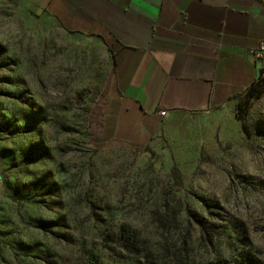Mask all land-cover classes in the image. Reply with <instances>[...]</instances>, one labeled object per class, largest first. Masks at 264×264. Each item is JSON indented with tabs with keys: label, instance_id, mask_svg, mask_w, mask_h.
I'll list each match as a JSON object with an SVG mask.
<instances>
[{
	"label": "rangeland",
	"instance_id": "1",
	"mask_svg": "<svg viewBox=\"0 0 264 264\" xmlns=\"http://www.w3.org/2000/svg\"><path fill=\"white\" fill-rule=\"evenodd\" d=\"M114 60L0 0V264H264V74L115 136Z\"/></svg>",
	"mask_w": 264,
	"mask_h": 264
},
{
	"label": "crops",
	"instance_id": "2",
	"mask_svg": "<svg viewBox=\"0 0 264 264\" xmlns=\"http://www.w3.org/2000/svg\"><path fill=\"white\" fill-rule=\"evenodd\" d=\"M18 1L112 50L122 142L157 134L160 110L227 107L264 74L251 54L264 41V0Z\"/></svg>",
	"mask_w": 264,
	"mask_h": 264
},
{
	"label": "built area",
	"instance_id": "3",
	"mask_svg": "<svg viewBox=\"0 0 264 264\" xmlns=\"http://www.w3.org/2000/svg\"><path fill=\"white\" fill-rule=\"evenodd\" d=\"M251 54L254 56L255 59L259 60L264 66V41L260 42L257 48L251 50ZM159 115L165 118L169 115V113L166 110H160Z\"/></svg>",
	"mask_w": 264,
	"mask_h": 264
},
{
	"label": "trees",
	"instance_id": "4",
	"mask_svg": "<svg viewBox=\"0 0 264 264\" xmlns=\"http://www.w3.org/2000/svg\"><path fill=\"white\" fill-rule=\"evenodd\" d=\"M99 37H100V36H99ZM104 43H105V41H104ZM105 44H106V43H105ZM109 51L112 53V50H111L110 48H109ZM115 65H116V64H115ZM260 78H261V77H260ZM253 85H254V84H253ZM253 85H252V86H253ZM252 86H251V87H252ZM251 87H250V88H251ZM250 88H249V89H250ZM249 89H248V90H249ZM240 264H248V263L242 262V263H240Z\"/></svg>",
	"mask_w": 264,
	"mask_h": 264
}]
</instances>
